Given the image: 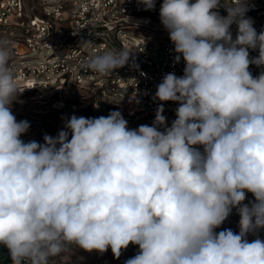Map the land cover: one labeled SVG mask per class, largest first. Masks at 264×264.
<instances>
[{
	"label": "clouds",
	"instance_id": "9594fccd",
	"mask_svg": "<svg viewBox=\"0 0 264 264\" xmlns=\"http://www.w3.org/2000/svg\"><path fill=\"white\" fill-rule=\"evenodd\" d=\"M249 10L248 0H162L184 68L156 85L151 125L130 128L119 110L72 114L42 143L21 138L30 122L13 113L21 90L0 39V245L11 264H50L72 247L119 259L130 245L124 264H264V30ZM133 53L103 52L82 68L111 73ZM164 102L177 104L170 125ZM233 210L238 232L217 231Z\"/></svg>",
	"mask_w": 264,
	"mask_h": 264
},
{
	"label": "built area",
	"instance_id": "2783aa9c",
	"mask_svg": "<svg viewBox=\"0 0 264 264\" xmlns=\"http://www.w3.org/2000/svg\"><path fill=\"white\" fill-rule=\"evenodd\" d=\"M161 3L162 0H156L155 10L145 11L138 0H53L51 3L0 0V32L11 42L9 67L20 90H59L71 84L89 86L95 102H99L97 106L126 103L131 107L123 115L130 128L144 121L152 123L161 103L153 100L156 85L168 72L182 75L184 63L182 60L179 64L173 63L175 53L168 33L157 40L147 36L151 31L165 29L135 21L130 15L159 17ZM248 3L250 10L246 15L254 20V27L259 24L256 27L259 33L264 27V0H248ZM219 11L221 15L227 14L223 8ZM121 49L134 52L133 59L123 68L107 74L83 70V62L91 56ZM250 55L256 56L258 52L250 51ZM250 71L256 76L261 69L250 65ZM67 107L69 117L72 114L86 117L80 102L70 101ZM176 107L173 102H164L163 114L169 125L175 119ZM247 199H253L251 193ZM233 214H237L235 210L229 217ZM137 250L138 246L130 245L121 256ZM86 253L72 247L50 264H116L118 260L110 249L104 254L93 251L88 258H83Z\"/></svg>",
	"mask_w": 264,
	"mask_h": 264
},
{
	"label": "rangeland",
	"instance_id": "374dc122",
	"mask_svg": "<svg viewBox=\"0 0 264 264\" xmlns=\"http://www.w3.org/2000/svg\"><path fill=\"white\" fill-rule=\"evenodd\" d=\"M32 2L33 0H29ZM130 17L139 22L146 23L148 25L154 26L156 29H164L160 24L159 17L156 15H144L139 13H131ZM259 24L256 25V27ZM255 27V29H256ZM264 30V27L262 28ZM261 30V31H262ZM163 34H167V31H151L147 36L151 40H157L163 38ZM8 36L0 32V39H7ZM17 40V39H16ZM11 43V42H10ZM93 89L89 86H79V85H68L64 89H34L29 91H21L17 98L13 102L12 110L15 114L17 120H27L30 122V128L27 133H25L21 138L23 140L30 141L35 140L38 142H43V136L49 134L55 136L57 132L63 127L62 117H69V111L67 104L70 101L80 102L82 106V111L86 117H99L107 116L113 110L121 111L122 115L127 114L131 107L126 103H118L117 105L97 106L99 102L96 101L94 97ZM93 100V101H92ZM99 107V108H98ZM101 108V109H100ZM106 110V113L105 111ZM106 114V115H105ZM142 124L151 123L144 121L136 125V128ZM238 214H233L229 217L220 229L231 228L234 232H238ZM260 238L264 239V230H261ZM254 237H249L253 239ZM2 246V245H1ZM4 255H8V250L4 249ZM71 254H76L75 252ZM136 253L130 252L126 255L121 256L116 264H124V261L128 258L134 256ZM77 256V255H76ZM0 264L2 261L0 260ZM11 264V263H9Z\"/></svg>",
	"mask_w": 264,
	"mask_h": 264
},
{
	"label": "trees",
	"instance_id": "16d2710c",
	"mask_svg": "<svg viewBox=\"0 0 264 264\" xmlns=\"http://www.w3.org/2000/svg\"><path fill=\"white\" fill-rule=\"evenodd\" d=\"M6 249V248H4ZM3 247L0 245V260L2 261V264H9L11 263V259L9 255H4Z\"/></svg>",
	"mask_w": 264,
	"mask_h": 264
},
{
	"label": "crops",
	"instance_id": "0c3cea01",
	"mask_svg": "<svg viewBox=\"0 0 264 264\" xmlns=\"http://www.w3.org/2000/svg\"><path fill=\"white\" fill-rule=\"evenodd\" d=\"M71 253H73V252H70V254H71ZM79 253L83 254L84 252L80 251ZM92 254H93V253H92ZM92 254H90V255H92ZM90 255H89V252H87L86 254H84L83 258H84V257H87V258H88V256H90ZM68 258H69V257H68Z\"/></svg>",
	"mask_w": 264,
	"mask_h": 264
}]
</instances>
